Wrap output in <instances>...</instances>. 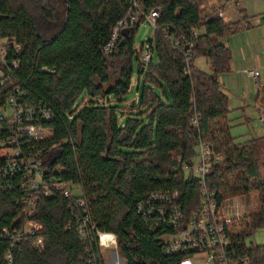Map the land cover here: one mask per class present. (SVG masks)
<instances>
[{
    "label": "trees",
    "instance_id": "1",
    "mask_svg": "<svg viewBox=\"0 0 264 264\" xmlns=\"http://www.w3.org/2000/svg\"><path fill=\"white\" fill-rule=\"evenodd\" d=\"M129 2L0 0V41L5 42L6 62L0 64L5 75L0 78V109L18 91L21 103L40 104L52 113V120L42 123L51 130L49 137L25 138L18 144L42 161L47 187L52 190L51 184L69 182L80 188L85 200L80 208L74 198L67 201L59 191L48 198L40 193L34 221L41 231L13 250L0 231V264H7V253L11 264H104L91 226L115 235L125 264H182L194 256L193 251L165 254L163 238L172 234L167 218L137 213V205L151 194L176 193L187 221L200 206L201 185L183 167L194 165L200 142L210 144L213 154L223 158V168L210 166L204 179L217 210L224 202L221 192L227 185L222 181L227 175L241 172L237 182L248 200L251 190L261 195L251 197L254 206H249L247 215L224 225L229 250L248 255L250 264H264V246L244 245L247 237L264 227V182L255 181L262 139L234 144L227 121L228 97L217 81L218 75L230 71L232 60L228 48L217 41L247 29L250 18L239 12L243 19L229 24L222 13L202 18L195 0H142L144 14L159 13L152 38L135 48L139 20L105 52ZM175 42L180 47L172 46ZM187 44L193 45L189 52ZM145 49L157 63L152 58L142 70L140 56ZM196 57L209 61L212 74L193 64ZM135 63L138 74L144 75L143 86L139 76L138 101L124 114L119 111L131 92ZM151 85L160 88L165 100ZM256 101L264 108V86H258ZM7 130L6 121L0 120V138L11 135ZM172 155H177L176 161ZM3 163L0 159V167ZM22 194L17 178L11 189H0V230L12 232L24 222ZM87 216L83 229L88 237L83 239L80 222ZM39 238L45 246L41 252L32 244Z\"/></svg>",
    "mask_w": 264,
    "mask_h": 264
},
{
    "label": "built area",
    "instance_id": "2",
    "mask_svg": "<svg viewBox=\"0 0 264 264\" xmlns=\"http://www.w3.org/2000/svg\"><path fill=\"white\" fill-rule=\"evenodd\" d=\"M236 0H228L234 2ZM142 0H130L126 15L113 27V32L110 40L108 41L105 52H109L114 46L116 39L122 34V31L138 25L139 20L142 23L149 24L155 28V24L159 18L157 10H152L148 14H144L141 7ZM221 16V13H220ZM250 24L262 25L264 23V16L256 19H248ZM175 48L180 47L179 42L172 44ZM188 52L192 49V44L186 45ZM184 48V46L182 47ZM141 69L144 70L148 67L153 58L151 51L148 49L140 56ZM191 56L188 55V58ZM5 52L3 47H0V64L4 65ZM16 67V63H12ZM1 72V71H0ZM251 77L255 82L259 81L260 75L257 71L250 72ZM137 80L132 81L131 92L134 93L135 103L138 101V93L136 91ZM21 95L16 91L15 95H9L6 100V105L0 109V120L7 123V131L11 135L0 138V159L3 160V165L0 167V189H11L13 179L17 178V185L22 190V197L19 199L21 208V216L24 222L17 228L12 229V232L6 228L0 231L3 237L9 241L10 249H17L19 244L27 237L35 236L40 232V226L34 221L36 214V197L42 193L44 197H51L54 191H59L67 201L74 198L77 201L78 207L82 208L85 200L81 198L80 188L75 187L68 183H54L51 188L47 187L44 183V176L47 175L43 163L38 159L37 155L32 153L23 152L19 141L28 138L30 140L38 141L45 139L51 135V130L45 128L42 123L50 122L52 120L51 112L43 105L30 106L21 103L19 99ZM263 121V118H261ZM193 123H196L194 119ZM221 165L220 157L213 154L211 145L200 142L198 146V159L197 164L192 167H183L189 173L196 175L199 178L200 188V206L193 212L187 221L184 219V213L179 204V197L177 194L172 193L167 197L164 193L151 194L146 197V201H141L137 205V213L144 216H153L157 213L162 218H167L166 225L171 226L172 234L163 238L165 254H179L186 250L193 251L194 256L203 254L206 256L207 264H250L249 257L246 254L237 255L230 249V239H228L225 231V222L229 221L221 215L220 208H215L214 193L208 192L204 179L209 172V165ZM59 171V170H58ZM12 181L10 182V180ZM75 188L77 194H75ZM76 198V199H75ZM155 201L158 205L153 206L152 202ZM88 216L83 218L80 222L81 237L87 238L88 233L83 229L85 223H88ZM92 232L98 240V248L100 256L105 251L117 250V242L115 235L101 233L94 226H91ZM105 236V237H103ZM82 239V240H83ZM35 250L41 252L44 250L42 238L33 240L32 242ZM7 264L12 263L10 253L4 256Z\"/></svg>",
    "mask_w": 264,
    "mask_h": 264
},
{
    "label": "rangeland",
    "instance_id": "3",
    "mask_svg": "<svg viewBox=\"0 0 264 264\" xmlns=\"http://www.w3.org/2000/svg\"><path fill=\"white\" fill-rule=\"evenodd\" d=\"M195 2L198 8V12L200 13V16L202 18H204L205 16L207 18H216L219 17L218 14L220 12L225 14L224 17L221 16L223 21L229 24L235 22L233 21V19L236 17V15H238L236 11L237 8L244 9V11H246V15L250 19L259 18L260 16H262V14H264V0H239L237 7H234V4L232 5L231 2H227V0H214L215 3L213 5H211L210 0H195ZM229 17L233 22L228 20ZM62 18L63 17H61L60 19ZM239 19L241 20L243 19V17H239ZM154 32V28H152V26H150L149 24L140 23L138 30L136 31L134 36L135 48L138 50L141 44L148 43V41L152 38ZM3 44H5V42L0 41V47H2ZM153 63H157V58L155 56L153 57ZM193 64L198 69H201L204 73L212 74V69L210 68V64L207 59L203 57H196L195 59H193ZM133 71V80H135L136 82V79L141 76L138 74L136 63L133 67ZM260 73L261 76L259 78V81L261 82H255L252 79L246 81L239 76L233 77L231 74H226V84V82H221V77L224 76V73H221L217 76L218 83H222L225 91L229 93V95H227L228 101L232 100V102L235 103L238 99L243 103L245 102L244 105H239L238 102H236V107H228L230 111L227 116L228 125H230L229 135L231 138L235 139L234 144H244L253 139H262V141H260V148H262V151H260L259 148L258 152V154L260 153V159L257 165L258 175L257 178H255V181H258L259 183L262 181L264 182V111L262 110L264 108L261 105V101H257V103L255 102V95L258 86H264V76L262 72ZM4 77L5 75L0 72V78L2 79ZM143 80L144 75L141 76V80L139 81V85L141 87L143 86ZM151 86L154 88L157 96H159L160 99L165 100L163 99L162 91L160 90V88L155 85ZM133 97L134 93H129L128 95H126L125 98L127 101H124L122 103L119 112L124 114L129 113L130 105L135 103ZM112 101L114 102V100ZM261 118H263V121L261 120ZM177 158V155H172V159L174 161H176ZM220 159L222 164L223 158L221 157ZM196 164L197 160L195 161L194 165ZM210 166L213 165H209V168ZM219 168L223 167H221L220 165ZM240 173L236 175H227L222 181L224 185H227V189H224V191L221 192L222 196H224V202L220 207V212L221 215L224 216V218H228L229 220L239 218L240 216L244 217L245 215H247L249 206L253 203L251 197L256 198L257 196H261L255 190H251V192L249 193L251 196L249 200L246 196L242 195V191L239 189L240 184L237 182ZM247 181H249V185L252 187V181ZM77 193L78 192L76 191L75 194ZM244 245L247 248L251 246H264V227L255 230L252 236L247 237L244 241ZM101 257L104 260V264H125L123 257L119 255L118 250L116 249L112 251H105L104 253H102ZM182 264H207V259L205 255L200 254L198 256L189 257L188 259L184 260Z\"/></svg>",
    "mask_w": 264,
    "mask_h": 264
},
{
    "label": "crops",
    "instance_id": "4",
    "mask_svg": "<svg viewBox=\"0 0 264 264\" xmlns=\"http://www.w3.org/2000/svg\"><path fill=\"white\" fill-rule=\"evenodd\" d=\"M210 2L211 5L215 3L214 0H210ZM238 2L239 0H236L233 3L231 2V4L232 5L234 4V7H237ZM236 11L238 15H236L233 21H236L237 19H238L237 21H239V12H242L243 14L246 15V11H244V9L242 8H237ZM219 15L220 12L218 16ZM224 16L225 14L222 13V17ZM228 20L231 21L230 17ZM217 42L219 44L220 43L224 44L228 48L232 56V60L230 63L231 69L229 72L223 74L224 76L221 77V82L223 83L226 82L225 80L226 74H231L233 77L239 76L240 78L245 79L246 81H249L250 79L253 80V78L250 75L251 71H257L260 76H261L260 72H262L264 76V24L262 25L251 24L247 29H242L234 33V35L220 38ZM220 85L222 87L223 93L226 96L229 95V93H227L223 88V84L221 83ZM236 102H238L239 105L245 104V102L243 103L238 99L236 100ZM236 102L234 103L232 102V100H229V108L236 107L237 106ZM255 102L257 103L256 100Z\"/></svg>",
    "mask_w": 264,
    "mask_h": 264
},
{
    "label": "water",
    "instance_id": "5",
    "mask_svg": "<svg viewBox=\"0 0 264 264\" xmlns=\"http://www.w3.org/2000/svg\"><path fill=\"white\" fill-rule=\"evenodd\" d=\"M127 33H128V30L127 29H125V30L122 31V35H127Z\"/></svg>",
    "mask_w": 264,
    "mask_h": 264
},
{
    "label": "bare ground",
    "instance_id": "6",
    "mask_svg": "<svg viewBox=\"0 0 264 264\" xmlns=\"http://www.w3.org/2000/svg\"><path fill=\"white\" fill-rule=\"evenodd\" d=\"M103 237H105V236H103Z\"/></svg>",
    "mask_w": 264,
    "mask_h": 264
}]
</instances>
